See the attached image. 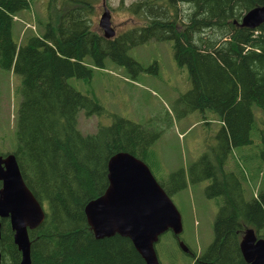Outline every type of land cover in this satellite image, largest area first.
Segmentation results:
<instances>
[{
  "label": "trees",
  "instance_id": "trees-1",
  "mask_svg": "<svg viewBox=\"0 0 264 264\" xmlns=\"http://www.w3.org/2000/svg\"><path fill=\"white\" fill-rule=\"evenodd\" d=\"M30 1L0 0V68L21 78L11 153L45 211L41 225L28 232L31 264H145L127 237L97 238L85 208L107 188V162L113 154L125 151L157 163L156 137L112 113L111 124L83 135L78 112L102 115L103 107L67 80L90 78L107 58L139 71L141 65L127 50L150 39L171 41L176 63L188 70L191 88L178 99L184 112L208 110L221 123L216 143L188 170L191 182L210 179L206 194L222 199L213 238L199 255L181 236L172 235L169 248L183 252L182 241L190 264H247L240 250L242 235L253 229L264 238V177L255 196L247 198L243 172L226 167L232 150L244 146L255 147L264 161V22L253 29L241 26L243 15L264 7V0H137L126 11L138 22L109 39L92 22L100 0H49L45 19L36 21L40 31H30L18 44L14 17L30 9ZM254 107L261 111L257 116ZM255 169L257 175L263 171L260 161ZM159 183L169 196L177 192L186 185L183 169ZM0 221L1 264H18L21 254L9 221Z\"/></svg>",
  "mask_w": 264,
  "mask_h": 264
},
{
  "label": "rangeland",
  "instance_id": "rangeland-1",
  "mask_svg": "<svg viewBox=\"0 0 264 264\" xmlns=\"http://www.w3.org/2000/svg\"><path fill=\"white\" fill-rule=\"evenodd\" d=\"M47 1L49 0H31L30 9L16 15L18 19L15 18L13 23V37L18 44L23 42L25 34L30 31H40V25L36 26V21L38 18L45 19ZM134 1L137 0H105L116 32L120 33L138 22L126 11V7ZM53 2L57 4L55 0ZM101 3L102 0L94 6L92 22L95 27L102 12ZM24 21L30 23L28 28ZM127 54L141 65V70L119 66L107 58L105 67L95 68L90 78L72 77L67 80L70 86L103 107L102 115L89 116L85 110H80L77 115L78 130L83 135L94 133L99 124H111L113 119L108 114L112 113L142 125L150 135H155L152 149L157 163L149 161L146 164L158 182L160 178L166 179L170 173L183 169L186 185L171 194L170 198L181 216L183 241L199 255L213 238V221L222 199L206 194L205 187L211 184L210 179L191 182L188 170L216 143L215 136L221 123L208 110L184 112V104L178 99L191 88V80L187 68L176 63L171 41L150 39L129 48ZM20 101V76L12 69L0 68L2 154L15 148L16 118ZM260 112L259 108L254 107L255 116ZM257 142L256 139L255 143ZM259 161L263 165V171L257 175L255 167ZM226 169L243 172L246 197L255 196L264 177V161L255 147L234 148ZM171 236V231H166L155 244L160 264H190L191 258L187 254L169 248L167 240L174 239ZM170 249L173 254H169Z\"/></svg>",
  "mask_w": 264,
  "mask_h": 264
},
{
  "label": "water",
  "instance_id": "water-1",
  "mask_svg": "<svg viewBox=\"0 0 264 264\" xmlns=\"http://www.w3.org/2000/svg\"><path fill=\"white\" fill-rule=\"evenodd\" d=\"M97 29L109 39L116 34L105 0ZM264 22V7H254L241 18V26L255 28ZM108 185L105 191L86 205L87 222L97 238L120 235L127 237L145 264H160L155 244L171 231H182L179 211L158 183L149 166L134 155L119 151L107 162ZM45 218L42 205L25 184L13 153L0 154V220L8 219L13 242L20 251L18 264H31L29 230L36 229ZM1 235V221H0ZM182 251L189 248L178 241ZM247 264H264V238L247 229L240 241ZM1 264V253H0Z\"/></svg>",
  "mask_w": 264,
  "mask_h": 264
}]
</instances>
